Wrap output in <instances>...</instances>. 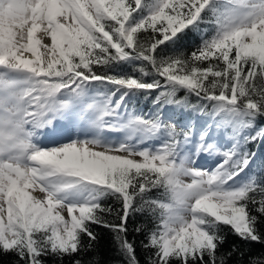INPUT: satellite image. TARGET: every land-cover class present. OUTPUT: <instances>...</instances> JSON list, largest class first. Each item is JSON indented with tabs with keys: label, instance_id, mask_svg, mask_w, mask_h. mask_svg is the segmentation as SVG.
<instances>
[{
	"label": "snow or ice",
	"instance_id": "1",
	"mask_svg": "<svg viewBox=\"0 0 264 264\" xmlns=\"http://www.w3.org/2000/svg\"><path fill=\"white\" fill-rule=\"evenodd\" d=\"M189 32L200 38L191 52L160 54ZM141 95L155 111L129 107ZM173 105L206 120L177 123L163 113ZM258 141L264 0H0V255L10 264H100L82 259L94 226L112 233L123 264H140L135 215L151 224L132 229L145 264H264L222 250L225 228L264 244V174L247 147ZM202 154L213 167L197 165Z\"/></svg>",
	"mask_w": 264,
	"mask_h": 264
},
{
	"label": "trees",
	"instance_id": "2",
	"mask_svg": "<svg viewBox=\"0 0 264 264\" xmlns=\"http://www.w3.org/2000/svg\"><path fill=\"white\" fill-rule=\"evenodd\" d=\"M200 42L199 35L195 32H189L182 40H180L175 46L169 47L164 50L163 55L172 54L174 50L191 52ZM130 71V69H129ZM155 96V93L152 94V97ZM179 97L184 96V92L181 91L178 93ZM194 102V99H193ZM134 106L138 112H143L147 114L150 111H155L153 108L152 98L145 99L143 95L139 96L133 104H130L129 107ZM164 115L167 117L169 114H174L175 121L177 123H184L185 121H195L196 125L199 127L202 125L206 117L199 116L196 113H192L189 110L178 109L174 105L166 106L163 109ZM250 151L256 153V159L253 161L252 168L256 169L258 174H264L261 172V169H264V142H256L247 145ZM159 193H153V195H158ZM106 205H112L113 207H118L115 201L111 198H108L104 201ZM111 220L114 219V215L111 217H106ZM149 223L148 217L146 215H135L129 219L128 228H129V239H135L136 241V255L140 261V264H145V253L140 248V241L144 239L143 234L136 235L132 229L137 224ZM151 224L149 223V227ZM94 231L98 235V242L96 244L95 251L88 252L82 256L84 261H88L93 257H98L100 264H123V257L117 252L116 247L113 242L112 233L107 228H102L94 226ZM224 232L226 233L227 239L226 243L223 246L222 250H229L232 245H236L239 249L244 251L245 255L243 257L246 262L250 256H260L264 254V244L259 243H245L240 240L237 236L231 234V232L225 228ZM15 257L12 255L2 256L0 255V264H10ZM237 256L231 257L228 261V264H235Z\"/></svg>",
	"mask_w": 264,
	"mask_h": 264
},
{
	"label": "rangeland",
	"instance_id": "3",
	"mask_svg": "<svg viewBox=\"0 0 264 264\" xmlns=\"http://www.w3.org/2000/svg\"><path fill=\"white\" fill-rule=\"evenodd\" d=\"M41 132H45L44 130H41ZM118 135V134H113ZM54 138L53 134L48 132V135L44 137L45 142H47L48 139ZM226 138V137H225ZM216 157H209L206 154H202L199 159L196 161L197 165L203 166L204 168H210L213 167L216 162ZM187 180V178H185Z\"/></svg>",
	"mask_w": 264,
	"mask_h": 264
},
{
	"label": "bare ground",
	"instance_id": "4",
	"mask_svg": "<svg viewBox=\"0 0 264 264\" xmlns=\"http://www.w3.org/2000/svg\"><path fill=\"white\" fill-rule=\"evenodd\" d=\"M45 132L47 131V130H44Z\"/></svg>",
	"mask_w": 264,
	"mask_h": 264
}]
</instances>
